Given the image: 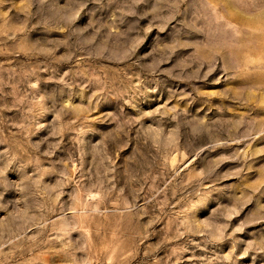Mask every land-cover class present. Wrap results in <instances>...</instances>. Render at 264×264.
Wrapping results in <instances>:
<instances>
[{
	"label": "rangeland",
	"instance_id": "1",
	"mask_svg": "<svg viewBox=\"0 0 264 264\" xmlns=\"http://www.w3.org/2000/svg\"><path fill=\"white\" fill-rule=\"evenodd\" d=\"M0 264H264V0H0Z\"/></svg>",
	"mask_w": 264,
	"mask_h": 264
}]
</instances>
